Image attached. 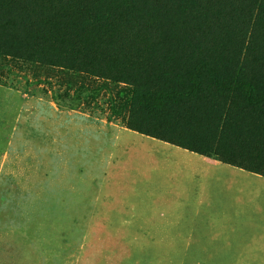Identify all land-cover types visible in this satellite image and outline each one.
Returning a JSON list of instances; mask_svg holds the SVG:
<instances>
[{"label": "rangeland", "instance_id": "374dc122", "mask_svg": "<svg viewBox=\"0 0 264 264\" xmlns=\"http://www.w3.org/2000/svg\"><path fill=\"white\" fill-rule=\"evenodd\" d=\"M233 81L264 97V0H0V264H237L178 226L184 188L223 251L264 216L263 178L199 162L264 171Z\"/></svg>", "mask_w": 264, "mask_h": 264}, {"label": "crops", "instance_id": "0c3cea01", "mask_svg": "<svg viewBox=\"0 0 264 264\" xmlns=\"http://www.w3.org/2000/svg\"><path fill=\"white\" fill-rule=\"evenodd\" d=\"M199 162L210 167V169L224 164L214 158L202 156ZM232 167L240 172L252 174L254 178L264 179L261 175L234 166ZM205 172L208 173L209 171ZM211 173L212 171H210V174ZM215 190L216 188L213 190V188L208 187L183 189L184 192L196 194V199L199 195L198 201L196 203L194 202V206L186 199L185 202L181 203L179 206V230L181 235H183L184 230L186 233L184 240L183 237L179 240L180 242H185L186 255L187 252H189V255L195 258L206 259L225 257L228 259H237V264H264V216L262 217V214L258 217H252L254 214H251L248 219H245L247 221H242V224L238 227V236L231 237V239L227 237L228 242H226V244L228 246L226 250L223 251V246L221 249H219L221 246L215 248L217 247L215 243L222 238L221 235L224 229L223 226H219L213 222V216L211 215L217 205L209 202L211 200L209 195ZM257 214L258 213H256V215ZM231 233H236L234 227L230 229V234ZM188 246H190L189 249ZM192 246L194 247L191 249Z\"/></svg>", "mask_w": 264, "mask_h": 264}, {"label": "trees", "instance_id": "16d2710c", "mask_svg": "<svg viewBox=\"0 0 264 264\" xmlns=\"http://www.w3.org/2000/svg\"><path fill=\"white\" fill-rule=\"evenodd\" d=\"M115 23V20L113 21V25ZM133 24L131 23V21L129 22V26L128 27H122V26H118V25H114L113 27H110L111 29H128L130 26H132ZM225 84H229L228 82H225ZM220 87H223L222 85H218ZM228 87H231L233 88L234 91H239V94L242 95V98L244 99L245 103L249 106H255L259 103H263L264 102V97L260 98L258 97L256 94L258 91L255 90V87H253V85L247 81H233L232 84H229V85H226ZM196 87H192L191 89L195 90ZM189 93H185L184 96H187L189 95ZM112 110L113 107H112ZM221 161L222 163L224 164H229L231 166H234V167H237V168H240V169H243L245 171H248V172H252V173H255V174H258V175H261L264 177V171H254V170H251V169H247L245 167H242V166H236V165H233L231 163H227V162H224L222 160H219Z\"/></svg>", "mask_w": 264, "mask_h": 264}]
</instances>
